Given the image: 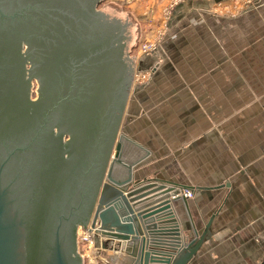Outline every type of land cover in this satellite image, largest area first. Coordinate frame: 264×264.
I'll return each instance as SVG.
<instances>
[{"label": "water", "instance_id": "1", "mask_svg": "<svg viewBox=\"0 0 264 264\" xmlns=\"http://www.w3.org/2000/svg\"><path fill=\"white\" fill-rule=\"evenodd\" d=\"M100 1L0 0V264H84L81 229L124 264H191L209 239L192 186L122 159L137 27Z\"/></svg>", "mask_w": 264, "mask_h": 264}, {"label": "crops", "instance_id": "2", "mask_svg": "<svg viewBox=\"0 0 264 264\" xmlns=\"http://www.w3.org/2000/svg\"><path fill=\"white\" fill-rule=\"evenodd\" d=\"M214 1L220 0L177 6V30L166 43L176 46L187 26L192 35L198 31L195 56L138 58L151 77L130 93L119 132L122 157L148 177L194 188L191 217L200 231L211 223L191 264H264V6L230 26L208 13ZM204 13L209 19L183 20ZM103 243L95 236L100 264L125 263L123 251Z\"/></svg>", "mask_w": 264, "mask_h": 264}, {"label": "rangeland", "instance_id": "3", "mask_svg": "<svg viewBox=\"0 0 264 264\" xmlns=\"http://www.w3.org/2000/svg\"><path fill=\"white\" fill-rule=\"evenodd\" d=\"M181 1L182 0H102L98 3V10L117 9L124 15L130 16L134 25L137 27L138 44L132 45V49L129 51L127 59L134 60L133 75L136 71H140L146 74L148 73V76L146 79L145 77H143L144 79H140V77L137 83H133L132 81L131 91L134 87L146 83L151 77L149 71L139 69L137 66V60L140 56H195V50L200 48L198 47L199 37L196 35L198 31L195 32V35H192V29L187 26L183 27V36L176 46L172 47V42L170 41V43H166L167 40L171 39L173 33H176L177 26L174 23L175 12ZM263 6L264 0H220L219 2H213L208 13L213 16H222L225 19L223 21L229 20L230 26H232L233 18L249 9L255 10L254 13L256 14L262 13L261 10L264 8ZM261 7L263 8L261 9ZM190 15L188 17L184 16L185 18H183V20L196 21L200 19L207 20L208 18L205 13L203 14V17L201 14L199 17H197V15H195L196 17H190ZM226 26L228 27V24ZM226 26L214 31L218 32L222 29L225 30L227 29ZM199 33H201V31H199ZM210 34L212 33L210 32ZM193 40H195L197 46H194ZM226 43V50L232 55L235 49L232 33H229ZM146 46L148 47L145 49ZM261 52L264 53V45H261ZM199 56H203L201 51H199ZM37 92L38 84L37 81H35L32 92L33 98L37 96ZM137 171L141 175H146L147 173L146 171L144 173L140 172V170ZM111 250L115 249L111 248ZM115 251L120 252V250ZM79 252L83 255L84 264H100L94 257L95 241L91 244L89 242L85 244L84 242H80L79 239Z\"/></svg>", "mask_w": 264, "mask_h": 264}, {"label": "built area", "instance_id": "4", "mask_svg": "<svg viewBox=\"0 0 264 264\" xmlns=\"http://www.w3.org/2000/svg\"><path fill=\"white\" fill-rule=\"evenodd\" d=\"M148 46L145 47V49L147 48ZM148 74V73H147ZM146 73H143V72H140V71H136L133 75V83L134 82H138L139 81V78L140 79H144L143 77H146L148 76ZM183 194L187 197H192V191L191 190H188L186 189L185 192H183ZM91 227V226H90ZM79 239H80V242H84L85 244L86 243H94L95 241V233L93 231V229H85V231L81 230L79 232Z\"/></svg>", "mask_w": 264, "mask_h": 264}, {"label": "bare ground", "instance_id": "5", "mask_svg": "<svg viewBox=\"0 0 264 264\" xmlns=\"http://www.w3.org/2000/svg\"><path fill=\"white\" fill-rule=\"evenodd\" d=\"M122 159H123V157H122ZM125 163L127 164V163H129V162H127V161H125ZM186 190V189H185ZM185 190L183 191V192H185ZM189 190V189H188ZM187 197V196H186Z\"/></svg>", "mask_w": 264, "mask_h": 264}, {"label": "flooded vegetation", "instance_id": "6", "mask_svg": "<svg viewBox=\"0 0 264 264\" xmlns=\"http://www.w3.org/2000/svg\"><path fill=\"white\" fill-rule=\"evenodd\" d=\"M126 47V46H125Z\"/></svg>", "mask_w": 264, "mask_h": 264}]
</instances>
